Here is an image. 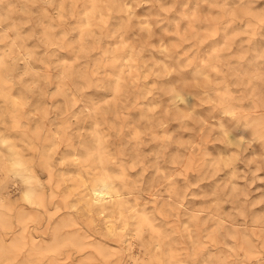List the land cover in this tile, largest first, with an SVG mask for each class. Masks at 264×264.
I'll list each match as a JSON object with an SVG mask.
<instances>
[{
	"label": "rangeland",
	"instance_id": "obj_1",
	"mask_svg": "<svg viewBox=\"0 0 264 264\" xmlns=\"http://www.w3.org/2000/svg\"><path fill=\"white\" fill-rule=\"evenodd\" d=\"M0 264H264V0H0Z\"/></svg>",
	"mask_w": 264,
	"mask_h": 264
}]
</instances>
